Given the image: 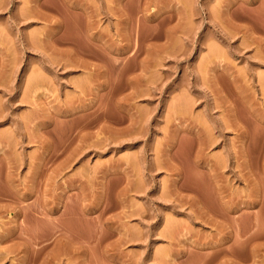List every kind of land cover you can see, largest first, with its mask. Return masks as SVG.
Segmentation results:
<instances>
[{
    "label": "rangeland",
    "instance_id": "1",
    "mask_svg": "<svg viewBox=\"0 0 264 264\" xmlns=\"http://www.w3.org/2000/svg\"><path fill=\"white\" fill-rule=\"evenodd\" d=\"M0 264H264V0H0Z\"/></svg>",
    "mask_w": 264,
    "mask_h": 264
}]
</instances>
